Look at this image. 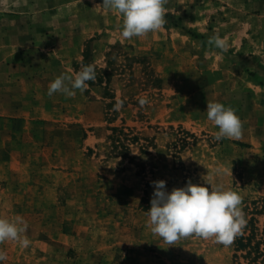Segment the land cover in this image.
<instances>
[{"label": "rangeland", "instance_id": "obj_1", "mask_svg": "<svg viewBox=\"0 0 264 264\" xmlns=\"http://www.w3.org/2000/svg\"><path fill=\"white\" fill-rule=\"evenodd\" d=\"M102 4L0 0V217L31 241L0 244V264H249L211 239L168 246L146 211L154 181L223 184L244 236L264 235V0H169L162 29L130 40ZM87 65L83 93L48 95ZM208 102L235 110L241 139H215Z\"/></svg>", "mask_w": 264, "mask_h": 264}, {"label": "clouds", "instance_id": "obj_2", "mask_svg": "<svg viewBox=\"0 0 264 264\" xmlns=\"http://www.w3.org/2000/svg\"><path fill=\"white\" fill-rule=\"evenodd\" d=\"M169 0H103L99 5L106 11L114 12L122 17L120 36L122 40L146 37L162 29L166 23ZM97 6V5H96ZM209 44L227 50L228 44L218 35L209 38ZM95 79V68L87 65L74 76L61 74L48 86V95L62 93L73 97L75 90L83 93L88 81ZM141 106L149 103L140 98ZM122 104L118 103L115 110ZM207 119L218 127L215 139L239 140L243 135V122L235 110L219 102L207 103ZM220 173V169L216 170ZM154 192L151 207L146 211L148 227L154 236L160 237L168 246H174L181 239L189 237L214 240L215 243L229 247L235 238L242 233L247 224L245 213L241 207L242 197L223 184L208 186L193 184L190 181L185 187L165 190L163 180L152 182ZM27 222L22 217L7 219L0 217V244L16 242L21 248H28L30 239L25 235ZM7 260V253L0 250V261Z\"/></svg>", "mask_w": 264, "mask_h": 264}, {"label": "trees", "instance_id": "obj_3", "mask_svg": "<svg viewBox=\"0 0 264 264\" xmlns=\"http://www.w3.org/2000/svg\"><path fill=\"white\" fill-rule=\"evenodd\" d=\"M262 236L264 235L260 234L257 239L254 228L246 236L243 233L239 234L233 243L235 251H246L242 257L249 258V264H259V261L264 260V239H262Z\"/></svg>", "mask_w": 264, "mask_h": 264}]
</instances>
